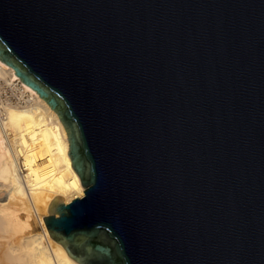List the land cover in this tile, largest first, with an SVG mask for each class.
Wrapping results in <instances>:
<instances>
[{"label": "water", "instance_id": "water-1", "mask_svg": "<svg viewBox=\"0 0 264 264\" xmlns=\"http://www.w3.org/2000/svg\"><path fill=\"white\" fill-rule=\"evenodd\" d=\"M0 61L66 131L69 257L264 264V0H0Z\"/></svg>", "mask_w": 264, "mask_h": 264}, {"label": "bare ground", "instance_id": "bare-ground-1", "mask_svg": "<svg viewBox=\"0 0 264 264\" xmlns=\"http://www.w3.org/2000/svg\"><path fill=\"white\" fill-rule=\"evenodd\" d=\"M0 71L19 80L2 61ZM21 84L25 103L7 107L0 125V255L7 259L2 263L0 256V264H79L42 225L43 235L32 233L33 219L42 224L55 196L68 205L86 195L72 169L67 134L57 114Z\"/></svg>", "mask_w": 264, "mask_h": 264}, {"label": "built area", "instance_id": "built-area-1", "mask_svg": "<svg viewBox=\"0 0 264 264\" xmlns=\"http://www.w3.org/2000/svg\"><path fill=\"white\" fill-rule=\"evenodd\" d=\"M23 86L18 79L10 80L0 71V125L5 118L7 107L23 105L26 101L25 94L22 93Z\"/></svg>", "mask_w": 264, "mask_h": 264}, {"label": "rangeland", "instance_id": "rangeland-1", "mask_svg": "<svg viewBox=\"0 0 264 264\" xmlns=\"http://www.w3.org/2000/svg\"><path fill=\"white\" fill-rule=\"evenodd\" d=\"M40 217H42L43 216V214H41L40 213V215H39ZM40 222H39V218H34L33 219V224H32V233H34V234H41V235H43V233H42V227H41V224H39ZM1 256V255H0ZM4 256H1V258L3 259V261H2V263H4L5 262V260L7 261V259H4L3 258ZM2 259H0V260H2Z\"/></svg>", "mask_w": 264, "mask_h": 264}]
</instances>
